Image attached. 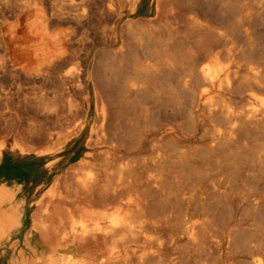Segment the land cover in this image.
<instances>
[{
    "label": "bare ground",
    "instance_id": "bare-ground-1",
    "mask_svg": "<svg viewBox=\"0 0 264 264\" xmlns=\"http://www.w3.org/2000/svg\"><path fill=\"white\" fill-rule=\"evenodd\" d=\"M195 3L0 0V264H264V46Z\"/></svg>",
    "mask_w": 264,
    "mask_h": 264
},
{
    "label": "rangeland",
    "instance_id": "rangeland-1",
    "mask_svg": "<svg viewBox=\"0 0 264 264\" xmlns=\"http://www.w3.org/2000/svg\"><path fill=\"white\" fill-rule=\"evenodd\" d=\"M228 1L234 2L232 13L225 10ZM194 8L201 24L215 33L211 40L201 35L204 37V43L200 46L201 55L224 52L231 46L237 47V50L246 49L250 44L259 48L264 46V3L257 0H196ZM201 32H204V28ZM247 56L240 57V61L244 62ZM108 201L116 204V200L110 198L105 202L107 205H110ZM105 203L99 204L101 208L114 206L107 207Z\"/></svg>",
    "mask_w": 264,
    "mask_h": 264
}]
</instances>
